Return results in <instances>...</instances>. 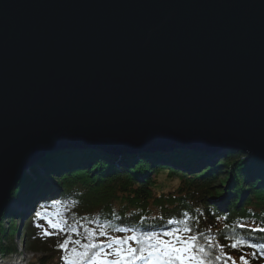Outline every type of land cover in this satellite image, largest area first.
Here are the masks:
<instances>
[{
    "label": "water",
    "instance_id": "obj_1",
    "mask_svg": "<svg viewBox=\"0 0 264 264\" xmlns=\"http://www.w3.org/2000/svg\"><path fill=\"white\" fill-rule=\"evenodd\" d=\"M80 149L264 161V0H0V224Z\"/></svg>",
    "mask_w": 264,
    "mask_h": 264
},
{
    "label": "trees",
    "instance_id": "obj_2",
    "mask_svg": "<svg viewBox=\"0 0 264 264\" xmlns=\"http://www.w3.org/2000/svg\"><path fill=\"white\" fill-rule=\"evenodd\" d=\"M13 197L0 224L1 255L16 251L15 235L22 231L27 250L44 255L40 264L57 257L56 264H66L71 248L80 250L70 244L64 251L69 239L87 243L96 232L94 242L107 244L113 237L187 227L209 253L208 264H264V232L253 230L264 228V161L240 150L62 151L25 174ZM50 220L63 222L64 231Z\"/></svg>",
    "mask_w": 264,
    "mask_h": 264
},
{
    "label": "snow or ice",
    "instance_id": "obj_3",
    "mask_svg": "<svg viewBox=\"0 0 264 264\" xmlns=\"http://www.w3.org/2000/svg\"><path fill=\"white\" fill-rule=\"evenodd\" d=\"M49 225L56 231H64L63 222L58 224L50 220ZM253 230L264 232V228ZM190 232L191 229L187 227H174L162 233H134L124 237H113L107 244L94 242L97 233L93 232L94 239L87 243L79 239H69L61 247L64 251H69L68 245L75 244L80 249L71 248L70 255L64 257L66 264H208L209 253L204 247L199 246L198 238L190 235ZM73 233L78 235L75 230ZM185 233L188 235H184ZM98 235L104 237L106 234L101 230ZM240 243L242 241H237L232 247L235 248Z\"/></svg>",
    "mask_w": 264,
    "mask_h": 264
},
{
    "label": "rangeland",
    "instance_id": "obj_4",
    "mask_svg": "<svg viewBox=\"0 0 264 264\" xmlns=\"http://www.w3.org/2000/svg\"><path fill=\"white\" fill-rule=\"evenodd\" d=\"M5 225L7 226V224H5ZM25 239H26V237H25L23 231L21 232L20 238H19L18 233L15 235L14 243L16 245V251L11 253V254H8V255H2V261H4L5 264H10L11 262L14 263V261H19L20 256H21V260L23 259V257H24V259H26L27 264H40L41 263V260L43 259L44 255L42 253L31 254L26 248L27 241ZM24 243H25V247H24ZM2 254H4V253L2 252ZM58 260H59V257L55 258L53 261L48 260L47 264H56L58 262Z\"/></svg>",
    "mask_w": 264,
    "mask_h": 264
},
{
    "label": "built area",
    "instance_id": "obj_5",
    "mask_svg": "<svg viewBox=\"0 0 264 264\" xmlns=\"http://www.w3.org/2000/svg\"><path fill=\"white\" fill-rule=\"evenodd\" d=\"M23 246V245H22ZM24 247H25V245H24ZM31 253V252H30ZM31 254H34V253H31ZM0 264H5V262L4 261H2V255L0 254ZM10 264H27V262H26V259H24V257H23V259L21 260V256H20V260L19 261H14V263H10Z\"/></svg>",
    "mask_w": 264,
    "mask_h": 264
}]
</instances>
